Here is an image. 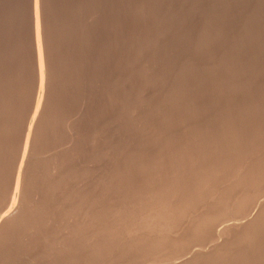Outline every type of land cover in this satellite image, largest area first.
<instances>
[{"label":"rangeland","instance_id":"obj_1","mask_svg":"<svg viewBox=\"0 0 264 264\" xmlns=\"http://www.w3.org/2000/svg\"><path fill=\"white\" fill-rule=\"evenodd\" d=\"M33 3L0 0V211L37 93ZM38 3L49 88L0 264H264V0Z\"/></svg>","mask_w":264,"mask_h":264},{"label":"bare ground","instance_id":"obj_2","mask_svg":"<svg viewBox=\"0 0 264 264\" xmlns=\"http://www.w3.org/2000/svg\"><path fill=\"white\" fill-rule=\"evenodd\" d=\"M34 1V3H33V11H31V12H33V19H32V17H30L31 19H32V21H33V24L32 25H34V32H33V36H34V41H35V48H36V65H37V70L36 71H38V82H37V88H36V90H37V93H36V97H35V101H34V108H33V111H32V114H31V116H30V121H29V124L27 125V128H26V135H25V139H24V143H23V148H22V155H21V161H20V164H19V166H18V168H17V171H16V175H15V178H14V186H13V190L14 191H12L13 192V196H12V199H11V195H10V202H9V205L7 206V208L6 209H4V210H2V211H0V226H1V224L6 220V218H9L10 216H12L14 213H13V211L14 210H16L17 208H18V200H19V195L18 194H20V190H21V187H22V182H23V179H22V177L24 176V169H26V168H24V165H25V163H28V161H27V159H28V157H29V159H30V154H29V152H30V150H29V148H32L31 146H32V143H31V139H32V134H33V131H35V125H36V122L40 119L39 117H40V115H41V110H42V107H43V103H44V98H45V87H46V80H47V77H49V76H47L48 74H47V71L49 70L48 68H47V62H48V60H46V57H45V42H44V39L42 38V31H41V29H43L42 28V25L43 24H45V23H43V24H41V29H40V22L42 23V20L43 19H41L40 18V14H39V10L38 9H40L39 8V5H43V4H39L38 3V0H33ZM40 1V0H39ZM42 1V0H41ZM59 3V2H58ZM39 4V5H38ZM31 6V5H30ZM79 7V6H78ZM42 8V7H41ZM44 8V7H43ZM57 9V8H56ZM25 10V9H24ZM41 10V9H40ZM45 10V9H44ZM59 10V9H58ZM64 10V9H63ZM42 12V11H41ZM44 12V11H43ZM84 12V11H83ZM94 13V12H93ZM46 14V13H45ZM44 14V15H45ZM42 16H43V14H41ZM30 16V15H29ZM28 16V17H29ZM41 16V17H42ZM46 16V15H45ZM70 16V15H69ZM80 16V15H79ZM47 17V16H46ZM45 17V18H46ZM24 18V17H23ZM30 19V20H31ZM52 19V18H51ZM29 20V21H30ZM45 20V19H44ZM59 20H60V18H59ZM31 22V21H30ZM52 22V21H51ZM74 22V21H73ZM54 23V22H53ZM72 24V23H71ZM27 25V24H26ZM68 25V24H67ZM56 27H58V26H56ZM114 27V26H113ZM31 28V27H30ZM67 28V27H66ZM50 29V28H49ZM57 29V28H56ZM55 29V30H56ZM60 29V28H59ZM81 29V28H80ZM44 30H45V27H44ZM113 32V31H112ZM58 33H59V31H58ZM46 34V33H45ZM83 34V33H82ZM113 34V33H112ZM59 35V34H58ZM72 36V35H71ZM70 36V37H71ZM115 36V35H114ZM63 37H64V35H63ZM47 38V37H46ZM52 39V38H51ZM74 39H76V38H74ZM116 39V38H115ZM113 40V39H112ZM70 41V40H69ZM79 42V41H78ZM83 43V42H82ZM90 43V42H89ZM116 43V42H115ZM114 44V43H113ZM25 45V44H24ZM59 45V44H58ZM117 45V44H116ZM114 46H115V44H114ZM119 47V46H118ZM89 48V47H88ZM112 49V48H111ZM114 49V48H113ZM95 51V50H94ZM71 52V51H70ZM55 53V52H54ZM113 53V52H112ZM84 54V53H83ZM115 55V54H114ZM117 55V54H116ZM89 56H91V55H89ZM87 57V56H86ZM94 57V56H93ZM31 59V58H30ZM48 59V58H47ZM59 59V58H58ZM79 59V58H78ZM98 59V58H97ZM70 60V59H69ZM99 61V60H98ZM52 63V62H51ZM97 64V63H96ZM48 65H50L49 64V62H48ZM64 66V65H63ZM69 67V66H68ZM71 67V66H70ZM81 67V66H80ZM83 67V66H82ZM54 69V68H53ZM69 70V69H68ZM74 71V70H73ZM51 72V71H50ZM48 73H49V71H48ZM53 73V72H52ZM53 76V75H52ZM48 81V80H47ZM48 83V82H47ZM52 85H51V82H50V87H51ZM49 88V87H48ZM47 87H46V89H48ZM52 90V89H51ZM49 93H52V92H49ZM54 93V92H53ZM48 95V94H47ZM53 95V94H52ZM48 97V96H47ZM49 97H51V96H49ZM49 103V102H48ZM52 103V102H51ZM47 111V110H46ZM52 113V112H51ZM40 124V123H39ZM38 129V128H37ZM36 137V136H35ZM27 161V162H26ZM235 168V167H234ZM262 195V194H261ZM264 196V195H263ZM259 197V196H258ZM261 197V196H260ZM264 198V197H263ZM259 199H261V198H259ZM264 200V199H263ZM20 204V203H19ZM238 211V210H237ZM229 212V211H228ZM242 212V211H241ZM13 213V214H12ZM233 213V212H232ZM243 213H244V211H243ZM12 214V215H11ZM222 214V213H221ZM246 214V213H245ZM223 215V214H222ZM236 215H238V214H236ZM248 215V214H247ZM219 216H220V214H219ZM224 216V215H223ZM222 216V217H223ZM226 216H227V214H226ZM240 216V215H239ZM242 216V215H241ZM244 216V215H243ZM250 216V215H249ZM225 217V216H224ZM223 217V218H224ZM221 218V217H220ZM238 218V217H237ZM243 218H245V217H243ZM219 219V218H218ZM232 220L234 219V218H231ZM230 219V220H231ZM246 219H247V217H246ZM224 220H226V219H224ZM229 220V221H230ZM235 220V219H234ZM239 221V220H238ZM237 221V223H239ZM242 221H243V219H242ZM241 221V222H242ZM245 221V220H244ZM215 222H216V220H215ZM221 222V221H220ZM217 223V222H216ZM222 223V222H221ZM220 223V224H221ZM225 223H226V221H225ZM213 224H214V222H213ZM212 224V225H213ZM219 224V225H220ZM227 224H229V222L227 223ZM232 224V223H231ZM242 223H240V225H241ZM216 225V224H215ZM214 225V226H215ZM230 225V224H229ZM229 225H227V226H229ZM233 225V224H232ZM232 225H230V226H232ZM217 227H218V225H217ZM220 228V231H221V226H219ZM225 228H227L226 226H224ZM219 229H218V231H219ZM223 229V228H222ZM217 230V229H216ZM225 230V229H224ZM219 231V232H220ZM216 232V231H215ZM224 232V231H223ZM222 235H223V233H222ZM248 235V234H247ZM215 236V235H214ZM217 236V235H216ZM213 237V236H212ZM211 237V238H212ZM222 237V236H221ZM223 237H224V235H223ZM210 238V239H211ZM220 238V237H219ZM209 239V240H210ZM213 239V238H212ZM211 239V240H212ZM217 239V237L215 238V240ZM221 240V239H220ZM246 240V239H245ZM204 241V240H203ZM205 241H207V240H205ZM218 241V240H217ZM195 242V241H194ZM209 242V241H208ZM213 242H214V240H213ZM189 243V242H188ZM210 243H211V241H210ZM238 243V242H237ZM236 243V244H237ZM191 244V243H190ZM209 244V243H208ZM208 244H205L204 243V245H208ZM198 245H199V243H198ZM203 245V244H202ZM231 245V244H230ZM194 246V245H193ZM243 246V245H242ZM187 247V246H186ZM188 247L189 248H191L190 246H189V244H188ZM197 248V247H196ZM181 249V248H180ZM183 249V248H182ZM181 249V250H182ZM184 249H186L185 247H184ZM197 250V249H196ZM184 251V250H183ZM182 251V252H183ZM187 251V250H186ZM191 251V250H190ZM190 251L188 252V254L190 253ZM228 251V250H227ZM258 251V250H257ZM174 252V251H173ZM180 252V251H179ZM179 252H175L176 254H178V255H180L179 254ZM181 252V253H182ZM195 252H197V251H195ZM254 252H255V250H254ZM259 252V251H258ZM166 253V252H165ZM174 253V254H175ZM192 253V252H191ZM226 253V252H225ZM253 253V252H252ZM252 253H250V254H252ZM256 253V252H255ZM254 253V254H255ZM172 253H170L169 255H171ZM249 254V253H248ZM164 255V254H163ZM166 255V254H165ZM177 255V256H178ZM168 256V255H167ZM183 256V255H182ZM184 256H186V253H185V255ZM223 256H224V254H223ZM222 256V257H223ZM261 256V255H260ZM164 257V256H163ZM169 257V256H168ZM171 257V256H170ZM173 257V256H172ZM249 257H251V256H249ZM165 258V257H164ZM164 258H162V259H164ZM174 258H175V256H174ZM177 258V257H176ZM175 258V259H176ZM252 258H254V256L252 257ZM256 258V257H255ZM161 259V260H162ZM173 259V258H172ZM171 259V260H172ZM174 259V260H175ZM180 259H181V255H180ZM185 259V258H184ZM166 260H168V258L166 259ZM170 260V261H171ZM159 261V260H158ZM163 261V260H162ZM169 261V260H168ZM169 261V262H170ZM173 261V260H172ZM178 261V260H177ZM180 262H181V260H179ZM182 261H183V259H182ZM259 261V260H258ZM160 262V261H159ZM158 262V263H159ZM261 262V261H260ZM167 263V262H166ZM165 263V264H166ZM252 263V262H251ZM157 264V263H156ZM168 264V263H167ZM174 264H176V263H174ZM252 264H254V263H252Z\"/></svg>","mask_w":264,"mask_h":264}]
</instances>
